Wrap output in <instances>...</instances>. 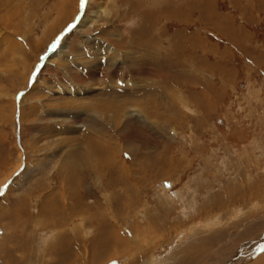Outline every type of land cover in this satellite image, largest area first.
<instances>
[{"label": "rangeland", "instance_id": "obj_1", "mask_svg": "<svg viewBox=\"0 0 264 264\" xmlns=\"http://www.w3.org/2000/svg\"><path fill=\"white\" fill-rule=\"evenodd\" d=\"M86 1L0 0V264H264V0Z\"/></svg>", "mask_w": 264, "mask_h": 264}, {"label": "bare ground", "instance_id": "obj_2", "mask_svg": "<svg viewBox=\"0 0 264 264\" xmlns=\"http://www.w3.org/2000/svg\"><path fill=\"white\" fill-rule=\"evenodd\" d=\"M103 1L102 0H87L86 1V17L82 20V22H81V24L80 25H78L79 26V28H82V27H84V24H86V22L87 21H89V19H90V17H92V15L93 14H95V13H98L97 11H99V9L100 8H102V3ZM101 3V4H100ZM106 11V10H105ZM96 15V14H95ZM82 30V29H81ZM76 32V31H75ZM10 41H12V40H10ZM14 46V45H13ZM16 46V45H15ZM76 160V159H75ZM72 165V164H71ZM105 165V164H104ZM107 166V165H106ZM71 169H73V168H71ZM71 169H69V168H66V170H70V172L68 171V173H66L67 175H66V177H65V180H66V184H68V183H70V182H72L73 181V179L75 178V176H76V172H75V174L73 173V171L74 170H71ZM55 198V197H54ZM52 200V199H51ZM56 202H57V200H56ZM52 206V205H51ZM78 208H80L78 205H70L69 206V210L67 211V212H70V214L71 213H75L77 210H78ZM52 209H54L55 211H56V209L57 208H52ZM5 212V211H4ZM57 213V212H56ZM4 216V215H3ZM50 216H51V214H50ZM91 217V216H90ZM52 218V217H51ZM76 226V225H75ZM110 235V234H109ZM74 237V236H73ZM108 237V236H107ZM111 237L113 238V241H116V242H118L119 241V239L117 238L116 239V234L112 231V235H111ZM75 238V237H74ZM260 243L261 244V242L262 243H264V236H262V238H260V239H258L257 241H256V243ZM258 243V244H259ZM253 244V243H252ZM124 245V244H123ZM262 245V244H261ZM258 247V246H257ZM259 248V247H258ZM254 253V252H253ZM117 255H119V253H116ZM115 255V254H114ZM237 258H238V256H237ZM235 259V258H234ZM210 261V260H209ZM235 262V261H234Z\"/></svg>", "mask_w": 264, "mask_h": 264}, {"label": "crops", "instance_id": "obj_3", "mask_svg": "<svg viewBox=\"0 0 264 264\" xmlns=\"http://www.w3.org/2000/svg\"><path fill=\"white\" fill-rule=\"evenodd\" d=\"M0 165H2V160H0ZM21 205V204H20ZM27 206V208H28V212L30 211V209H31V207H30V204L28 203V204H23V207H26ZM19 208V207H18ZM16 210H18V209H16ZM15 210V211H16ZM9 221L11 222V221H13L11 218L9 219ZM13 225H14V228H16V229H21V231L23 230L22 228H23V226L21 225L22 224V222H17V221H13V222H11ZM28 227V226H27ZM29 231V230H28ZM23 232V231H22ZM30 232V231H29ZM13 234L14 233H12V236H13ZM21 234V233H20ZM32 234V233H31ZM31 236H30V233L28 234V236H27V241H25V238H24V234L22 233L21 234V236L19 237V238H17V240L15 241V247H14V251H16V250H18V247L17 246H19L18 244H21V245H23V244H25V242H26V246H28L29 247V245L28 244H30L31 245V243H32V246L30 247L31 248V250H32V252H35V249L33 248L34 247V240L32 241V242H30V240H29V238H30ZM32 237L34 238V234H32ZM19 239H21V240H19ZM19 240V241H18ZM12 242L14 243V241H13V239H12ZM17 247V248H16ZM57 248H55V250H56ZM27 251H28V249H26ZM58 250V249H57ZM29 253L30 252H28V260L31 258H29ZM34 253H32V255H33ZM65 254V253H64ZM64 254H60V255H62L61 257H63V260L65 259V257H66V255L64 256ZM59 258V261H62V258ZM33 260H34V257H33ZM59 264H61V263H59Z\"/></svg>", "mask_w": 264, "mask_h": 264}]
</instances>
